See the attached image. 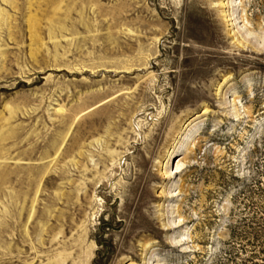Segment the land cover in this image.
<instances>
[{"label":"rangeland","instance_id":"374dc122","mask_svg":"<svg viewBox=\"0 0 264 264\" xmlns=\"http://www.w3.org/2000/svg\"><path fill=\"white\" fill-rule=\"evenodd\" d=\"M0 264H264V0H0Z\"/></svg>","mask_w":264,"mask_h":264},{"label":"bare ground","instance_id":"6f19581e","mask_svg":"<svg viewBox=\"0 0 264 264\" xmlns=\"http://www.w3.org/2000/svg\"><path fill=\"white\" fill-rule=\"evenodd\" d=\"M223 7V6H222ZM223 14V13H222ZM223 17H224V19L226 18L225 16H224V14H223Z\"/></svg>","mask_w":264,"mask_h":264}]
</instances>
